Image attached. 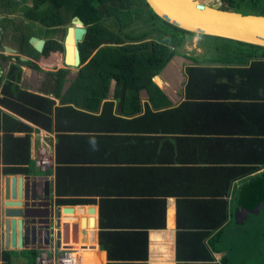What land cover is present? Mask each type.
<instances>
[{
  "label": "trees",
  "instance_id": "trees-1",
  "mask_svg": "<svg viewBox=\"0 0 264 264\" xmlns=\"http://www.w3.org/2000/svg\"><path fill=\"white\" fill-rule=\"evenodd\" d=\"M10 1L5 0L4 6L7 7ZM40 1L42 0H37V3ZM70 1L79 4L82 8L81 15L87 18L95 0H48L57 8ZM98 1L111 2L114 11L120 12L129 24L141 21L150 27L147 31L139 32L141 34L128 35L130 40H142L147 34L157 33L160 35V43H155L153 49L149 43H144L132 44L124 48L125 51L113 49L112 54L107 50L110 64L115 68L111 77L118 82L117 92L125 94L124 101L118 104L105 102L102 106L107 98L110 81L102 82L105 80H101L100 71L97 94L91 90L81 93L75 106L63 103L58 107L49 100L20 98L12 86L5 88L2 91L3 98L0 99L1 107L31 124L7 115L3 109L0 110V177L3 174L23 178L33 173L30 156L32 125L48 133H59L56 135L57 150L65 153L66 163L83 164V167L58 168L57 204L86 205L97 201L79 198L101 197L99 241L101 251L107 254L108 264H149V232L167 229L168 200L162 198L172 196L192 198L190 201L179 200L178 203L177 264H242L239 254L245 252L248 257L252 251L238 253L240 249L237 247L232 252L224 244L228 224L231 218L237 217L232 208L230 209L228 200L236 182L248 179L261 169L162 165H146L142 169L127 165L108 167L112 161L115 164H126L125 161L133 153L136 141L128 157L117 158L126 147V134L138 133L146 136L141 139L151 149H155L162 141L153 134L169 132L170 123L177 122L178 112L184 109H173L171 101L155 85L153 78L161 73L187 40L196 34L175 27L158 17L146 0ZM220 8L244 15L264 16V0H221ZM97 14L100 20L104 14L102 8L98 7ZM202 37L223 42L214 48L217 50L221 47L224 58L206 62L238 67H189L187 98L194 99L200 96V91L214 88L219 91L225 86L247 88L246 94L238 96L254 102L246 103L245 106H251V115L264 128V48L217 37ZM124 66L129 67L128 74L123 70ZM225 79L228 82L226 84L222 82ZM143 90L148 92L150 100L144 105V114L139 115L144 111L140 97ZM67 132L88 135L71 136ZM237 141L240 144H234L233 141L232 145L225 146L226 154L223 159L228 161L226 163L237 165L257 162L264 166V137L251 139L247 144L241 143V139ZM247 147L252 150V155L245 158ZM243 148L246 150L240 154ZM260 179L264 189V175ZM69 196L79 198H66ZM262 200L264 202L263 198ZM258 205L259 208L253 211L255 213L246 214V221L239 224L237 220L239 228L249 222L251 214L259 215L262 208L259 203ZM247 234L253 236L250 232ZM247 234L243 233L246 237ZM74 241L75 239L70 240L71 244ZM79 244L78 242L77 245ZM247 248L252 249L250 245H245L244 249ZM30 252L34 262L37 252ZM222 253H226V256L218 263L215 256ZM259 254L261 253H256L255 256ZM155 259L157 258L153 262ZM0 263L11 264L10 255H0Z\"/></svg>",
  "mask_w": 264,
  "mask_h": 264
},
{
  "label": "crops",
  "instance_id": "crops-1",
  "mask_svg": "<svg viewBox=\"0 0 264 264\" xmlns=\"http://www.w3.org/2000/svg\"><path fill=\"white\" fill-rule=\"evenodd\" d=\"M212 2V1H210ZM213 3V2H212ZM207 63L204 60L203 63H198L196 66H202L201 64ZM207 67H238V66H226L223 64H206ZM194 67V66H190ZM185 75V74H184ZM157 80L159 78L157 77ZM161 80V79H160ZM189 82V75L186 77V84L181 88V97L177 96V105L173 102L172 108H183L184 111L178 112L177 122L170 123L171 130L169 132H159L153 134L156 139H161L162 144L157 148L151 149L150 146L145 144L141 137H146L141 134L130 133L126 134L127 143L126 147L122 149L118 154V159H124L130 155L133 143H135V149L133 153L125 161L126 164H115L114 161L108 164V167H121V165L132 166L137 169H142L143 166L150 165L155 166H171V167H198V168H213V167H239V168H258L261 169L248 179L234 184V188L229 198L230 209L234 211L236 220L239 224L243 223L246 214L254 213L252 210H256L258 205L257 198H264V189L262 187L263 181L260 179L264 175V166L260 163L248 162L239 163L237 165L228 164L226 159H223L226 154V145L240 144L237 140L241 139V143L247 144L251 139H263L264 128L257 122L256 117L251 115V106H245L246 103H254L251 100L243 99L246 94V89L238 86H225L219 91L217 88L213 90L200 91L199 97L194 99L187 98V85ZM224 84L228 83L227 79L222 81ZM221 82V83H222ZM160 85V83H158ZM116 91V89H115ZM115 91L113 97L115 95ZM143 97L140 94L141 102L144 111L139 115L144 114L145 104L147 103L146 94ZM149 95V94H148ZM167 97V96H166ZM168 98V97H167ZM125 96L121 97V101H124ZM169 100V99H168ZM175 101V100H173ZM149 102V101H148ZM118 104V103H116ZM151 104V103H150ZM152 105V104H151ZM173 114V113H172ZM175 114H173L174 116ZM57 134L51 133L49 142L53 147V156L51 157L52 167L46 171H41L36 164L32 156V150L30 149V156L32 161V171L30 176L23 177L26 182L35 184L40 191L46 189V184L50 185L49 192L50 198L54 201V220H53V238L49 243H59L61 240L64 242L65 236L68 237V246H74L70 240L77 239L80 243L77 245V258L81 264H108L107 254L101 251L99 234H100V205L99 201L101 197L85 196L79 197H66L70 199H95L96 203L82 206L79 211L78 208L71 214L62 213L58 218L57 195H56V178L58 168L63 169H75L77 167H83V164H67L64 159L65 153L57 150ZM67 135H88V133L80 132H67ZM17 136H23L24 134H16ZM93 135H96L93 134ZM113 135V134H112ZM109 136V135H107ZM106 136V137H107ZM90 137H92L90 135ZM136 139H132V138ZM38 145V138L34 133L30 134V147L31 144ZM234 150V149H233ZM246 149H241L240 154L244 153ZM248 155H252V150L247 147L245 158ZM236 164V162L233 161ZM14 176H5L1 174L0 183V255L8 253L10 255L11 264H27L30 261V251H36L37 256L39 250L43 247H47L45 243V235L40 237L36 242V245H24L23 248L12 245L7 247L5 245V231H4V202H5V178H12ZM16 177V176H15ZM47 193V192H46ZM240 196L241 201L238 202V206L234 204V198ZM167 199V229L159 231L149 232L150 241V261L149 264H177V239H178V203L181 201H190L191 197H178L172 196ZM196 199V197L194 198ZM241 202V203H240ZM61 207H64L61 205ZM244 213V214H243ZM44 215L47 216L46 212ZM45 217V216H44ZM95 219V227H91V220ZM81 223L82 227L86 226L85 230L81 232L76 231V224ZM233 218H231L228 226L231 227ZM74 227V228H73ZM227 227V229L229 228ZM96 233L95 239L92 237V233ZM237 232V231H236ZM237 239L244 236L243 231H238ZM59 234L61 238H59ZM251 234V232H250ZM248 235V234H247ZM98 237V238H97ZM70 239V240H69ZM256 239L260 237L256 236H244L245 245H250L255 248ZM55 241V242H54ZM79 249L83 251H79ZM250 249V248H247ZM254 252V251H253ZM36 256V257H37ZM226 256V253L216 254V260L221 263ZM157 258L154 260L153 259ZM20 260V261H19ZM2 264V263H0ZM34 264V262L32 263Z\"/></svg>",
  "mask_w": 264,
  "mask_h": 264
},
{
  "label": "flooded vegetation",
  "instance_id": "flooded-vegetation-1",
  "mask_svg": "<svg viewBox=\"0 0 264 264\" xmlns=\"http://www.w3.org/2000/svg\"><path fill=\"white\" fill-rule=\"evenodd\" d=\"M16 1L18 0H11L5 7V0H0V99L3 98L2 91L12 86L20 98L36 97L49 100L58 107L63 103L75 106V101L81 93L91 90L97 94L100 71L101 80H105L102 82L110 81L107 98L102 102V106L105 102H121V97L125 94L117 92V81L115 95L112 97L111 88L116 79L111 75L115 68L110 64L107 50L111 54L113 49L125 51L124 48L135 44L128 42L140 40H130L127 28H131L132 24H129L120 12L114 11L111 2L93 1L90 15L85 18L81 15V6L72 1L59 8L48 0L38 3L37 0H26L22 5ZM98 7L104 12L100 20ZM82 29H85L86 33L80 40L77 31ZM125 37L130 41H126ZM158 38L160 35L157 33L147 34V37L143 38L146 40L141 44L149 43L153 49L155 43H160ZM77 50L80 58L78 64ZM179 51V54L196 64L203 63L182 54V50ZM188 68L185 65L183 74L186 76ZM123 70L126 74L129 73V67L124 66ZM156 77L153 82L161 90ZM142 96L145 97L144 93ZM146 100H150L149 95ZM1 109L17 120L29 123L0 105ZM32 127L33 131L39 129L35 125ZM53 248L54 244L49 243L47 247L39 250L38 255Z\"/></svg>",
  "mask_w": 264,
  "mask_h": 264
},
{
  "label": "water",
  "instance_id": "water-1",
  "mask_svg": "<svg viewBox=\"0 0 264 264\" xmlns=\"http://www.w3.org/2000/svg\"><path fill=\"white\" fill-rule=\"evenodd\" d=\"M146 2L158 17L189 33L233 40L264 48V16L225 11L220 7H215L214 4L210 5L208 0H146ZM85 33V29L78 30V39L81 40ZM79 61L77 50L76 64ZM185 65L190 67L197 64L193 60L177 54L157 76L162 81L161 90L172 104L174 102L177 105L180 101L177 96L181 97V88L186 84L187 76L183 74ZM115 89L116 80L113 81L111 88L112 97ZM143 93L148 97L146 90L141 95ZM37 131L38 129L35 130V132ZM5 182L3 215L5 245L7 247L12 245L14 248H23L24 245L29 244L35 246L44 234H46L45 243L48 245L50 239L53 238L54 231L52 225L54 201L50 198V185L46 184V189L40 193L35 184L26 182L22 177L5 178ZM76 208L83 211L82 206H59L58 218L62 213H73ZM43 212H46L47 220H45L46 215ZM91 227H95L94 218L91 220ZM92 237L95 239L96 232L92 233ZM59 238H61L60 234ZM68 242L66 235L64 243L68 244Z\"/></svg>",
  "mask_w": 264,
  "mask_h": 264
},
{
  "label": "rangeland",
  "instance_id": "rangeland-1",
  "mask_svg": "<svg viewBox=\"0 0 264 264\" xmlns=\"http://www.w3.org/2000/svg\"><path fill=\"white\" fill-rule=\"evenodd\" d=\"M25 1L26 0H18L16 2L18 4L22 5L25 3ZM210 1H212L213 3L215 2V0H208V2H210ZM212 2H210V5H212ZM149 29H150V27L146 26L141 21H138L136 23H132L131 28L130 27L127 28V33L129 31L130 34H128V35H132V34L138 35V34H141L139 32L147 31ZM125 40L130 41V40L126 39V37H125ZM144 40H146V39H142V40L137 41V42L131 41L128 43L141 44L142 41H144ZM217 44H223V42L222 43L221 42H214V41H211L210 39L203 38L201 35H194L191 38H189L187 40V42L184 44V46H182L181 49H179V50H182V52H183V53L181 52L182 54L187 55L190 58L193 57L198 62H204V60H210V59H223L224 55H223V52L221 50V47L218 48L217 50L214 48V46ZM179 50H178V54L180 53ZM156 83H157V81H156ZM257 200H259L258 203L260 204V206L262 208V211L259 212V215L251 214L249 216V222H247L242 228H239L237 226V220H236L237 217L235 216L236 218L233 219V223H232L231 227H229L226 231L224 244L227 247V250H231L232 252H234L233 248H237V247L240 249V251H237L238 253H241L243 251H246L247 253H249L252 251V249H247V250L244 249V246H245L244 236L240 237V239H237V237H238L237 232L238 231H243L246 234L248 232H251L252 235H254L256 237H260V239H256L255 248H253L254 252L252 251V253L248 257L245 256V254H244L245 252L239 254V256L241 257L240 259L243 261L242 264H264V202H263L262 198H260V197H258ZM239 201H241L240 196H238V198H234L233 203L236 204V206H238ZM253 211L254 210H252V212ZM232 212L234 214L233 210H232ZM76 226H77L76 227L77 232H81L82 230L86 229V227L85 228L82 227L81 223L79 225L76 224ZM72 243H73V245L74 244L75 245L70 246V247L75 249L76 253H77L78 252V249H77L78 241H77V239L75 238V241ZM256 253H261V254L255 256ZM252 255H254V257ZM30 260H32L31 257H30ZM32 263H33V260L27 264H32ZM34 263H35V261H34Z\"/></svg>",
  "mask_w": 264,
  "mask_h": 264
},
{
  "label": "built area",
  "instance_id": "built-area-1",
  "mask_svg": "<svg viewBox=\"0 0 264 264\" xmlns=\"http://www.w3.org/2000/svg\"><path fill=\"white\" fill-rule=\"evenodd\" d=\"M213 4L215 7H221V0H215ZM33 133L38 138V145L31 144L32 156L37 167L46 172L52 167L53 147L49 142L50 138L46 131L39 129L37 132L33 131ZM67 246V243L62 240L60 245L55 242L54 248L42 251L36 257L34 264H81L77 258L76 250Z\"/></svg>",
  "mask_w": 264,
  "mask_h": 264
},
{
  "label": "bare ground",
  "instance_id": "bare-ground-1",
  "mask_svg": "<svg viewBox=\"0 0 264 264\" xmlns=\"http://www.w3.org/2000/svg\"><path fill=\"white\" fill-rule=\"evenodd\" d=\"M196 35H198V34H196ZM202 36V35H201ZM159 83H160V85L162 84V81L159 79V81H158Z\"/></svg>",
  "mask_w": 264,
  "mask_h": 264
},
{
  "label": "clouds",
  "instance_id": "clouds-1",
  "mask_svg": "<svg viewBox=\"0 0 264 264\" xmlns=\"http://www.w3.org/2000/svg\"><path fill=\"white\" fill-rule=\"evenodd\" d=\"M180 55H181V54H180ZM39 129H40V128H39ZM39 129H38V130H39ZM41 130H42V129H41ZM43 131H44V130H43ZM47 134L49 135V138H50L51 133H48V132H47Z\"/></svg>",
  "mask_w": 264,
  "mask_h": 264
}]
</instances>
